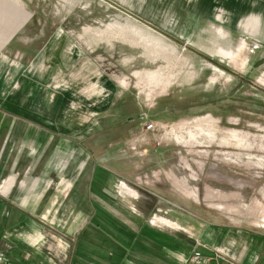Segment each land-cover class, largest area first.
I'll use <instances>...</instances> for the list:
<instances>
[{"label": "rangeland", "instance_id": "rangeland-1", "mask_svg": "<svg viewBox=\"0 0 264 264\" xmlns=\"http://www.w3.org/2000/svg\"><path fill=\"white\" fill-rule=\"evenodd\" d=\"M27 2L39 13V27L32 23L22 37L32 39L31 46L0 50V105L16 115L0 113V185L14 174L15 186L8 194L19 204L25 202L22 211L43 234L46 256L50 253L55 263L64 264L81 230L90 234L87 241L95 249L114 253L116 244L104 240L102 231L113 233L108 235L111 240H119L120 229L133 238L140 226L142 232L151 229L154 214L187 228L181 232L162 221L168 219L154 217L155 224L179 231L172 232L179 239L174 254L187 258L186 264H191L193 251L204 252L202 247L192 249L202 244L198 233L203 226L226 225L264 235V78L257 72L264 63V42L250 43L246 69L232 67L189 42L211 17L215 19L218 9L230 17L239 1ZM201 4L207 16L196 10ZM247 5L244 12L263 13L264 19V0ZM149 8L161 21L175 20L173 28L148 18ZM137 29L158 43L151 37L141 39ZM58 33L66 38L65 46L91 60L90 75L77 58L66 74L75 73L81 78L77 87L83 88L98 82L92 69L101 72L119 90L112 105L93 108L81 101L83 107H75L72 100H81V94L73 86L59 88L64 80L55 75L59 59L53 56L54 47L45 60L37 45L48 40V46ZM32 57L39 58L33 66ZM146 114L156 122L155 130L147 133L140 122ZM77 177L92 179L83 193L87 197L91 189L92 202L75 196L81 183L75 182ZM109 177L129 188L120 180L111 185ZM130 189V194L124 192ZM91 205L96 213L89 219ZM46 208L55 216L51 222L40 217ZM142 232V241L153 237ZM87 259L102 261L96 256Z\"/></svg>", "mask_w": 264, "mask_h": 264}, {"label": "crops", "instance_id": "crops-1", "mask_svg": "<svg viewBox=\"0 0 264 264\" xmlns=\"http://www.w3.org/2000/svg\"><path fill=\"white\" fill-rule=\"evenodd\" d=\"M27 1L28 0H0V50H12L14 48L26 49V47L31 46L29 41L32 39L26 41L22 39V37L25 38L24 33L26 28L30 26V23H28L30 11L27 8ZM235 1H239L240 4H237L238 8H235L233 11L231 10V12H229L230 17L228 15H224L223 11L218 9L216 14L213 15L215 19L211 17V20H209L208 23L202 28V32H204L205 36L201 37L202 32L200 31L201 33H199L195 38L189 39V42L192 46L196 47L200 51H204L212 57L219 59L232 67L234 66L239 69H246L250 64V60L248 59V51L251 49L250 43L253 42L252 44L254 45L258 41L264 42V19L263 13L258 14L254 11L244 12L245 7H248L247 4L252 6L253 3H255V0ZM133 7L134 6H132V8ZM196 10L200 11V13L205 16L209 14L208 10L206 9V5L203 4H201L199 8L197 7ZM148 12L152 15H148L147 17L154 20L157 24L159 23L161 26L167 29L173 28L175 20H171L169 18L168 20L161 21L159 17L156 18L155 16V9L153 10L149 8ZM81 25L84 24L81 23ZM231 29L237 30L240 36H235ZM137 31L138 32H135L139 37H141V39H143V37H151L155 43H158V39L154 38L153 36H148L147 33L144 32V29H137ZM65 39L66 38L61 36V33H58L54 40L48 44V46V40H45V43L42 42L41 44H37L38 46H41L40 48H43L42 51L45 54V56L43 55V59L45 58V60L52 56H48V49L52 46L54 47L53 51L55 53L53 56L56 55V57L59 59L56 63L57 70L55 75L59 80L61 78L64 80L63 83L60 82V84H63L64 86L61 87L59 84V88H62L64 91V89H70L73 86L75 88V92H79L81 94V100L80 97H75L72 100V105L75 107L82 108L83 104L81 101H89L88 103L91 104V107L93 108H102L112 105L113 102H115L120 96V93L118 88L115 87L113 83L102 77L101 72L97 71L96 69H92V71H95V75L99 78L98 79L95 76V79H97L98 82H88L89 84L83 88L77 87L79 81H81V78H78L75 73H71L70 75H68V73L66 74V70L71 66L70 63L71 60H73L72 58H77L78 60L82 61L84 65L83 70L85 71L86 68L88 71L91 69V60L82 59L80 55L81 53H79L76 48H72L71 46L67 45L65 46L67 43ZM64 52L67 53L66 58L64 57ZM23 53L26 54V52ZM21 56L19 59L23 57ZM262 56H264V52ZM14 57L16 58L17 56L14 55ZM38 59L39 58L32 57L31 60H29L30 65L33 66L38 61ZM14 62L18 63L15 60ZM43 72L51 73L47 70H43ZM257 72L260 74V77L264 78V63L257 68ZM53 74L54 72L50 74V76L53 77ZM100 79H102L103 82ZM66 80L69 81L66 82ZM125 81L126 79H123L121 81L123 83L121 84H125ZM0 113H6L12 117L16 116L12 112L4 110L1 105ZM90 114H96V112ZM1 129L3 130L2 124H0V130ZM1 141L5 142L3 138ZM1 168H3V166ZM108 173L113 177L117 176L110 172ZM48 175H50V173ZM80 177L75 179L76 183L81 182L80 184L77 183L78 187L76 189L77 191L75 192V196L78 199H84L86 195L83 197V193H85L84 191L86 189V185L88 184L89 186V183L92 181V179L90 178L89 181H87L89 183H87L86 181L80 179ZM116 180L119 181L120 179L109 177L107 182L111 185H115ZM122 182L127 186L124 181ZM14 184L15 178L13 174V176L5 179L0 185V191H3L2 194L0 193V251L5 254L6 258L8 259V264H57V262H54L50 253H48L49 256H46L45 254L46 252L44 250H47L48 248H46L42 242L43 234L38 231L33 219L31 220L27 218L26 214L23 213L22 210H24L25 202L19 204L18 200L15 201L9 196L8 193L13 191V187L15 186ZM90 191L91 189L89 190L88 188L87 197L89 201L92 200L89 196L91 193ZM124 192L130 194L131 189L130 191L124 190ZM3 193L8 194V196L4 195ZM91 207L92 211L87 214L89 219H91V216H94L96 213L94 211V207L92 205ZM48 211L49 209L46 208L40 217L43 219L47 218L48 222H51L55 216H50ZM155 216L168 219L173 223L169 222L168 220L162 221H165L164 223L171 227H176L178 229L180 228L182 230L181 232H187V228L181 223H177L165 216L163 217L161 215L154 214L151 218L149 226L151 229L144 231L149 236L150 232L153 234V237L149 238V240L142 241L139 239V233L142 232L141 230L143 228L142 226H140V228L135 231V236H133V238L128 237L126 233L120 229V231L116 233L119 235L121 233L122 237L120 238V236L116 234L119 240L114 238L115 241L108 237V235H114L113 233L108 230H104L105 232L101 230V235L104 240H110L113 244H116L117 247L114 253H104L102 250H98L97 248L95 249L92 244H89L91 242H88L87 240H89L90 234H87L88 232H85L86 230H81L79 231L78 239L74 242L73 248L68 253L69 259L64 264H95L93 263L94 261H88V256H90V258L95 256L98 257L102 260V264H123L125 259H128V264H186L185 260H187V258L185 260L179 259V257H175L176 255L174 254V252H176V246H179V239L174 237L172 232L179 231L160 224H155ZM85 226L87 227V224H85ZM94 226L99 229L98 225ZM156 228H166L167 231L160 229L157 230ZM198 237H200L202 244L197 243L192 249L194 250L195 248H203L204 252L208 251L206 254L210 253L215 257L213 263L264 264V235L258 231L235 229L226 225H208L201 227ZM136 242H139L140 244L136 245ZM81 243L83 244L81 245ZM141 248H143L144 251H141ZM114 257L116 260H114ZM101 262H99V264Z\"/></svg>", "mask_w": 264, "mask_h": 264}, {"label": "built area", "instance_id": "built-area-1", "mask_svg": "<svg viewBox=\"0 0 264 264\" xmlns=\"http://www.w3.org/2000/svg\"><path fill=\"white\" fill-rule=\"evenodd\" d=\"M141 126H143V131L147 133L148 131L155 130L156 122L149 121L147 119V114L141 116ZM214 255H204L199 251H193L192 256L190 257V262L192 264H216L213 263ZM0 264H8V259L5 254L0 251Z\"/></svg>", "mask_w": 264, "mask_h": 264}, {"label": "flooded vegetation", "instance_id": "flooded-vegetation-1", "mask_svg": "<svg viewBox=\"0 0 264 264\" xmlns=\"http://www.w3.org/2000/svg\"><path fill=\"white\" fill-rule=\"evenodd\" d=\"M27 8L29 9L30 11V14H29V19H28V23H30V26L31 24L33 23V27L35 28V23H37L38 25H36V28L39 27V22H38V17H39V13H38V8L36 5L34 6H29L27 5ZM51 25L54 24V22L52 21H49ZM54 27V26H53Z\"/></svg>", "mask_w": 264, "mask_h": 264}, {"label": "trees", "instance_id": "trees-1", "mask_svg": "<svg viewBox=\"0 0 264 264\" xmlns=\"http://www.w3.org/2000/svg\"><path fill=\"white\" fill-rule=\"evenodd\" d=\"M126 121H128V120H126Z\"/></svg>", "mask_w": 264, "mask_h": 264}]
</instances>
